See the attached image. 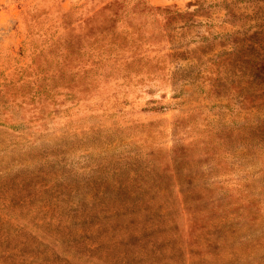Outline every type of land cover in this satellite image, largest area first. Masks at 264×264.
<instances>
[{"label":"rangeland","instance_id":"1","mask_svg":"<svg viewBox=\"0 0 264 264\" xmlns=\"http://www.w3.org/2000/svg\"><path fill=\"white\" fill-rule=\"evenodd\" d=\"M0 264H264V0H0Z\"/></svg>","mask_w":264,"mask_h":264}]
</instances>
